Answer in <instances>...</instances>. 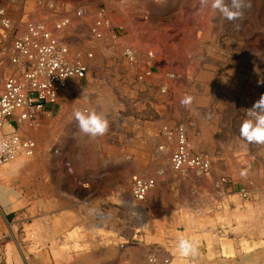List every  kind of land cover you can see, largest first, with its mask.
Masks as SVG:
<instances>
[{"label": "rangeland", "instance_id": "obj_1", "mask_svg": "<svg viewBox=\"0 0 264 264\" xmlns=\"http://www.w3.org/2000/svg\"><path fill=\"white\" fill-rule=\"evenodd\" d=\"M0 4L22 27L46 21L89 67L51 119L39 114L34 155L0 166V264H184L182 240L195 230L210 233L212 258H240L237 244L246 264H264V0ZM65 16L71 26L57 31ZM99 18L108 25L93 35ZM179 125L210 174L172 170L165 131ZM138 176L156 179L142 201ZM238 200L247 202L240 242L223 232Z\"/></svg>", "mask_w": 264, "mask_h": 264}, {"label": "built area", "instance_id": "obj_2", "mask_svg": "<svg viewBox=\"0 0 264 264\" xmlns=\"http://www.w3.org/2000/svg\"><path fill=\"white\" fill-rule=\"evenodd\" d=\"M77 15L83 16L84 11L79 10ZM108 22L99 18L91 33L99 35ZM24 23L22 27L15 22L8 8L0 4V65H4L6 57L10 64L0 90V166L20 156L34 155L37 141L30 130L41 124L39 114L48 105L60 107L72 84L86 79L89 71L85 59L74 57L68 40L53 33L46 21ZM71 24V17L65 16L57 21L56 30L62 31ZM128 54L133 55L131 50ZM165 134L174 139L173 171L180 175L212 172L211 159L193 149L183 125L175 128L174 136L168 128ZM155 185L154 178L135 177L133 197L144 200ZM148 264H170V260L151 256Z\"/></svg>", "mask_w": 264, "mask_h": 264}, {"label": "crops", "instance_id": "obj_3", "mask_svg": "<svg viewBox=\"0 0 264 264\" xmlns=\"http://www.w3.org/2000/svg\"><path fill=\"white\" fill-rule=\"evenodd\" d=\"M9 68H10V64H9V59L8 57L5 58L4 61V65H0V90L3 87V82L4 79L7 75V73L9 72ZM58 107L57 106H53V105H48L46 110L42 113V117L46 116L45 118L49 120V118L51 119V116L54 115L55 113H57L58 111ZM65 125L66 126H70V119H66L65 120ZM68 122V123H67ZM115 146V142L113 144V140H110V150H109V154L105 153L104 154V160H107V157L113 156V150ZM241 185L237 184L234 185V189L235 190H240L242 187H240ZM242 190V189H241ZM244 190V189H243ZM230 214H234V212L231 211H238L237 213V219L239 218V220L236 219L235 215H230V217L228 216L226 219H228L226 221V226L224 227L225 229L223 230V232L228 231L229 233H237V234H232L229 235L230 239H238L239 242L241 241L242 238H246L247 237V226H246V220H245V214H246V208H247V202H244L243 200H238V201H231L230 203ZM259 200L255 201L254 205L258 206ZM232 223V225L230 224ZM209 234V235H208ZM218 233H213L214 236V240L218 238H220L221 236H217ZM258 237H262V235H255L254 238H258ZM210 233H198L196 230L194 232H190L187 235L184 236L182 242H183V247L185 249V251H187V255L184 256L185 260H184V264H246L247 262V256L244 255L243 257V253L242 254V249L240 248L239 245L235 244V246H237L238 250V254L240 256V258L238 259H234V257L232 255H226L223 257L218 256V253L216 254L217 257L212 258L211 257V248H210ZM250 238V236H249ZM133 250V251H132ZM215 250V248H214ZM241 250V251H240ZM216 251V250H215ZM126 254L129 253H136V251H134V249H129V251L125 252ZM257 255V252H256ZM142 260H145V255L144 253L142 254ZM178 259V258H175ZM179 262V260L177 261ZM142 263H144L142 261ZM179 264V263H178Z\"/></svg>", "mask_w": 264, "mask_h": 264}, {"label": "bare ground", "instance_id": "obj_4", "mask_svg": "<svg viewBox=\"0 0 264 264\" xmlns=\"http://www.w3.org/2000/svg\"><path fill=\"white\" fill-rule=\"evenodd\" d=\"M96 60H98V58H95V59H91L90 60V62H91V64L93 65V63L95 64L97 61ZM85 96V95H84ZM86 101H87V96H85L84 98H83V102L84 103H86ZM78 107V106H77ZM164 149H167L166 148V146L164 147ZM22 157V156H21ZM20 158V157H19ZM16 160V159H15ZM15 160H13V161H11L10 163H11V166L12 165H15L17 162L15 161ZM20 160V159H19ZM141 211V210H140ZM146 222H144V220H141L140 222H139V224H138V226H140L141 228H145L146 227Z\"/></svg>", "mask_w": 264, "mask_h": 264}]
</instances>
